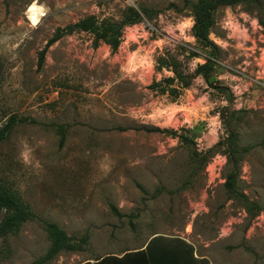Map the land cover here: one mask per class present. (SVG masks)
Returning <instances> with one entry per match:
<instances>
[{"label": "rangeland", "instance_id": "1", "mask_svg": "<svg viewBox=\"0 0 264 264\" xmlns=\"http://www.w3.org/2000/svg\"><path fill=\"white\" fill-rule=\"evenodd\" d=\"M260 3L217 10L209 39L218 59L206 81L193 75L209 57L183 0H0V127L27 119L0 144V188L33 214L0 239V264H82L155 235L184 240L210 264H264ZM128 7L142 20L123 29L116 51L73 33L39 66L57 29L87 16L117 22ZM169 57L191 77L177 97L173 73L158 68ZM44 222L79 250L40 262L50 247Z\"/></svg>", "mask_w": 264, "mask_h": 264}, {"label": "trees", "instance_id": "2", "mask_svg": "<svg viewBox=\"0 0 264 264\" xmlns=\"http://www.w3.org/2000/svg\"><path fill=\"white\" fill-rule=\"evenodd\" d=\"M184 5L190 9L193 19L191 33L196 43L201 46L208 54V59L202 65H198L193 73L194 76H202L208 81L209 74L215 66L218 56L215 47L211 43L209 36L216 20L215 15L221 7H235L244 5L248 8H256L261 10L260 0H196L190 2L183 0ZM142 11L133 7L126 9L124 17L120 21L101 20L95 16H87L73 25H69L64 29H57L53 37L47 42L44 49L39 53V66H41L47 49L64 36L73 33H86L92 36L94 46L103 43L116 51L120 45L123 29L141 22ZM259 24L264 27V22L259 19ZM170 61L165 63L159 62L158 68H168L174 75L169 80L171 84H177V88L170 89L173 97H177L180 89L188 88L191 77L183 75L177 67L176 61L169 57ZM165 66V67H164ZM219 93L226 94L230 98L229 91L225 87H215ZM25 118H17L11 116L4 125L0 127V144L9 136L12 128L26 122ZM60 134V145L64 142L63 127L57 129ZM231 143L233 142L232 134H229ZM230 143V144H231ZM220 146V143L216 147ZM237 179V172L232 171L228 176L226 188L229 193L234 191ZM0 210L5 212V216L0 220V239L7 235L18 231L21 226L33 218V214L22 201L10 191L0 188ZM114 211V210H113ZM44 230L50 241V247L40 262H48L61 252H76L79 247L73 242L62 229L55 223L44 222ZM84 240V239H83ZM94 264H209L206 259H196L194 257L193 247L179 238L169 239L161 235H155L143 250L136 252H126L122 257L118 258L112 255L94 260ZM38 264V261L32 263ZM84 264H90L89 262Z\"/></svg>", "mask_w": 264, "mask_h": 264}, {"label": "crops", "instance_id": "3", "mask_svg": "<svg viewBox=\"0 0 264 264\" xmlns=\"http://www.w3.org/2000/svg\"><path fill=\"white\" fill-rule=\"evenodd\" d=\"M154 236H152L150 239H152ZM150 239L145 243V244H143L142 246H140L139 248H136V249H134V250H127V251H124L122 254H112V256H115V257H118V258H120V257H122L126 252H136V251H140V250H143L144 249V247L147 245V243L150 241ZM106 256H109V255H105V256H103V257H106ZM194 257L196 258V259H198V260H200V259H205V258H203V257H199L196 253H195V250H194ZM102 258V257H101ZM207 260V259H206ZM208 261V260H207ZM87 262H89L90 264H94V260L93 261H90V260H87V261H85L84 263H87ZM84 263H82V264H84ZM208 263H209V261H208ZM210 264V263H209Z\"/></svg>", "mask_w": 264, "mask_h": 264}]
</instances>
